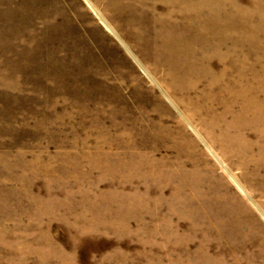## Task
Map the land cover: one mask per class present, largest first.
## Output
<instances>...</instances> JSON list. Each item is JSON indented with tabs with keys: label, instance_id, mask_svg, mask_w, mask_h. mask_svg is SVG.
<instances>
[{
	"label": "rangeland",
	"instance_id": "374dc122",
	"mask_svg": "<svg viewBox=\"0 0 264 264\" xmlns=\"http://www.w3.org/2000/svg\"><path fill=\"white\" fill-rule=\"evenodd\" d=\"M118 1L0 0V264H264V125L187 122L153 32L128 48L103 22ZM240 34L253 63L264 32Z\"/></svg>",
	"mask_w": 264,
	"mask_h": 264
},
{
	"label": "bare ground",
	"instance_id": "6f19581e",
	"mask_svg": "<svg viewBox=\"0 0 264 264\" xmlns=\"http://www.w3.org/2000/svg\"><path fill=\"white\" fill-rule=\"evenodd\" d=\"M148 4H158L164 11L150 15L153 19L141 18L138 14ZM109 5L122 15L118 0H110ZM127 10L128 18L122 23L111 17L113 27L102 20L127 47L137 44L138 39L144 43L145 32H153L155 45L145 55L156 61L152 70L155 74L162 72L170 78L171 83L165 82L166 89H161L187 122L192 118L210 121L217 112L215 105H220L232 118L229 127L245 128L238 123V118L244 117L264 125V67L260 72L256 68L264 54L251 63L250 54L243 52L238 38L240 33L252 39L264 32V0H251L250 6H242L238 0H133ZM235 16L245 19V30L230 26L229 20ZM228 39L233 41L228 44ZM201 84L203 88L193 94ZM222 133L229 136L226 131ZM229 144L233 154L240 148L237 139ZM245 146L252 149L255 143L247 142Z\"/></svg>",
	"mask_w": 264,
	"mask_h": 264
}]
</instances>
